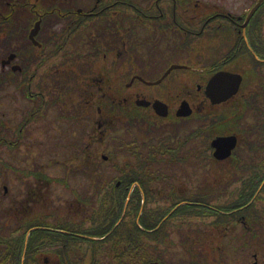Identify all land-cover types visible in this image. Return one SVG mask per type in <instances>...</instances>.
<instances>
[{
  "label": "flooded vegetation",
  "instance_id": "flooded-vegetation-1",
  "mask_svg": "<svg viewBox=\"0 0 264 264\" xmlns=\"http://www.w3.org/2000/svg\"><path fill=\"white\" fill-rule=\"evenodd\" d=\"M22 96L33 104L23 113L18 103L9 105ZM184 103L189 114H179ZM0 106V264H22V233L34 230L41 236L29 249V264H58L69 233L81 236L80 261L119 264L116 237L94 244L107 234L86 232L93 222L70 225L56 217L54 185L69 188L71 161L79 168L97 169L109 159L122 166L102 153V144L124 119L130 135L124 164L133 178L141 176L130 200L141 182L146 207L179 200L146 208L163 216L158 235L157 227L140 234L144 250L164 247L154 264H232V253L244 259L255 229L264 230L258 201L264 190V0H0ZM228 135L238 143L220 158L213 141ZM27 139L32 167L23 170ZM200 162L224 168V175L209 180L206 172L200 181ZM56 167L66 169L62 177L50 173ZM108 195L76 197L77 209ZM191 214L211 218L204 226L186 224L184 215ZM175 244L179 263L166 259ZM252 255L249 264H264L257 248Z\"/></svg>",
  "mask_w": 264,
  "mask_h": 264
},
{
  "label": "rangeland",
  "instance_id": "rangeland-1",
  "mask_svg": "<svg viewBox=\"0 0 264 264\" xmlns=\"http://www.w3.org/2000/svg\"><path fill=\"white\" fill-rule=\"evenodd\" d=\"M76 88V86L73 84L72 82V89ZM24 97L22 96L21 98H19L16 102H9V105L15 106L18 103V111L20 112H24L27 109H29L30 107H32V103L25 101L26 99H23ZM22 100V102H21ZM0 111H1V106H0ZM185 123H183L182 125H184ZM30 127L34 128V122L30 125ZM117 128V129H115ZM109 135H106L102 144V153L104 154H108L109 156L115 158V160L117 161V164H122V166L124 165V163L128 160L129 156H128V140L130 139V135L127 129V124H126V120H122L119 121L118 124L115 127ZM116 138L120 139V143H118V147L120 148L119 150L121 152H117L115 149V142H116ZM30 142H32V140H26L25 145L22 148V151L20 152L21 157H22V162H20V166L23 168V170H27L30 169L32 167V163L27 162L26 161V156L30 155L31 153L28 152L30 151L29 148H27L26 143L31 144ZM245 148V144L241 143V145L239 146L240 149V154H244L246 153L244 151ZM42 152V150L40 149L37 153L38 156L40 155V153ZM33 155V162H34V152L32 153ZM73 151H72V158H73ZM35 155V158L38 157ZM37 159V158H36ZM77 162H73L71 161V168H70V186L69 188L66 186H63L62 184L59 183H55L54 185V192H55V204L59 207L60 210H57V215L58 213L61 212V214L64 212V216H62L61 214L56 216L57 218H65L66 220H70L71 218H75L76 222H78L79 225H85V224H92V219H89L90 216H94V212H97V210L100 209L101 205L99 203H102V199L103 197H107V196H102L101 200H99V198L96 200L95 198L92 200L93 201V205L87 204L84 209V211H80L79 208L80 206L78 204H76L78 201L76 200V197H78L77 194H80L82 199L84 197H88L91 196L93 193H95L96 191L99 192H103V193H107L105 191L102 190V188L105 187L104 186H108L113 182V178L117 177L120 173V167H117L116 165H114L113 161L111 159H109L108 161H102L101 165L97 168V178L93 179V177L88 176L84 170V167H82L81 169L79 167H73L74 164H76ZM198 172V174L200 175V181L204 180L205 178L203 177L204 174L209 175L207 178L209 180H215L217 178H222V176L224 175V171L222 167H212V165L208 164V163H203L200 162L198 164V167L196 168ZM189 170V169H188ZM64 171H66V169L60 168V167H56L53 170H50L51 174H56V176H63L64 175ZM203 173V174H202ZM206 174V175H207ZM178 175H180V173H178ZM203 175V176H202ZM97 180V181H96ZM95 182V183H94ZM97 184V186L95 185ZM192 185V183H191ZM109 187V186H108ZM106 187V189L108 188ZM97 188V190H96ZM179 200H174V201H164V200H152L150 201V204L147 206V208L150 207H171L173 203L177 202ZM214 202L217 201H222V200H217L215 201V199L213 200ZM259 203H261V205L264 207V190L261 193V197L258 200ZM71 204V209L68 210L67 206H69L68 204ZM193 205V204H192ZM65 206V207H62ZM195 208V207H194ZM77 211H80L77 212ZM79 213V214H78ZM211 217H201L200 215L195 216V214H191V215H184V219H188V222H186V224H193V225H199L201 224L202 226H204V224L209 223ZM177 219H179V217H177ZM94 224V222H93ZM164 226V225H163ZM162 226V227H163ZM161 227V229H162ZM259 228L255 229L254 235H252V242H253V247H244L245 251H244V259H235L233 253L231 255V261L230 263L232 264H249V262L251 261V259H253V255L252 252L255 251V248L258 249L259 252V257L260 259L264 262V230L262 231V228L260 226H258ZM240 228V227H239ZM241 230V228H240ZM240 230H237L235 233L239 234L241 233ZM262 231V234L260 235ZM158 235V234H157ZM153 238H157V236H152ZM144 239V238H143ZM156 249H153L154 252H156V256L157 259L160 258V256L162 255V249L164 247H155ZM78 249V248H77ZM184 251V249H183ZM164 252V251H163ZM180 246L178 244L172 245L171 249H169L167 251V256L166 259L170 260L169 256H173L174 263H179L181 261H177L175 258H179L180 256ZM189 256L187 254L184 255V259L186 260ZM129 260V258H128ZM154 260V261H155ZM239 261V263L237 261ZM87 262H89V260H87ZM119 264H124V261H119Z\"/></svg>",
  "mask_w": 264,
  "mask_h": 264
},
{
  "label": "trees",
  "instance_id": "trees-1",
  "mask_svg": "<svg viewBox=\"0 0 264 264\" xmlns=\"http://www.w3.org/2000/svg\"><path fill=\"white\" fill-rule=\"evenodd\" d=\"M151 158L153 157L151 156ZM83 167L86 174L95 179L97 176V169L94 167H88L87 165ZM140 177L141 176L136 175L133 178L127 164H124V166L120 167L119 175L113 178V182L108 185L109 187L104 186L105 190L102 188V190L107 192L109 195L107 197H103L100 209L97 210V212H94L93 222L95 228H93V230L86 231L91 235L96 236H102L108 233V235L101 241L94 240V244H96V242L102 243L104 241H108V243H110L113 237H116L119 261H124V264H130L132 262L134 264H154L153 261L157 258L156 252L153 251V249H156L155 247L151 246L145 250L144 247H142L143 237L140 236V234L145 233V230L141 227V225L145 228L155 227L159 224L163 216L151 214L147 211L145 205L142 206V197L139 195L143 190L142 182L137 187H135V195L131 196L132 199L136 200L135 204L133 205L132 199L128 200L129 192L132 188L134 179L139 180ZM118 181H121L119 185L117 184ZM95 185L97 186V184ZM106 187L108 188L106 189ZM113 194L117 195L116 202L114 200L115 196ZM187 206L191 205L183 204L179 207ZM69 224L79 225L75 218H71L69 220ZM162 226L163 225H161V227ZM160 229L161 228L159 227L153 231V234L157 235ZM27 233L28 232H23L21 236L20 247L22 256H25L22 264H29L27 259L29 249L33 241L38 239V233L41 236V230L32 231L28 237V240ZM80 240V235L73 233H69V235H67V237L63 240L66 244V254L65 256H62V259L58 264H90L88 262L80 261V259L75 256L77 253L78 242ZM130 256L133 257L132 262L128 260ZM19 264H21V262H19Z\"/></svg>",
  "mask_w": 264,
  "mask_h": 264
},
{
  "label": "water",
  "instance_id": "water-1",
  "mask_svg": "<svg viewBox=\"0 0 264 264\" xmlns=\"http://www.w3.org/2000/svg\"><path fill=\"white\" fill-rule=\"evenodd\" d=\"M162 102L157 101L155 103V106L157 110H160V107ZM144 104H149V102H144ZM163 104V103H162ZM165 108L167 107L166 104ZM188 108V109H187ZM191 108L188 103H184L182 107L179 110V114H189L191 112ZM161 112V111H159ZM238 142L237 136L236 135H228V136H222L218 137L213 141V144L216 146V151L215 154L216 156L220 158H225L229 155H231L232 150L236 147Z\"/></svg>",
  "mask_w": 264,
  "mask_h": 264
}]
</instances>
